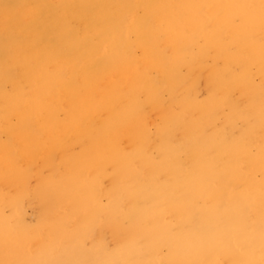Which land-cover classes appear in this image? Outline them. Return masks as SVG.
I'll return each mask as SVG.
<instances>
[{
    "label": "bare ground",
    "instance_id": "obj_1",
    "mask_svg": "<svg viewBox=\"0 0 264 264\" xmlns=\"http://www.w3.org/2000/svg\"><path fill=\"white\" fill-rule=\"evenodd\" d=\"M258 36L264 37V0H0V130L13 142L50 149L55 144L47 142L55 131L68 139L79 134L87 147L78 140L82 153L66 161L73 182L86 170L100 173L105 164L125 170L139 159L150 177L134 183L126 194L133 206L121 215L141 234L151 211L163 203L177 206L178 232L168 264H191L187 238L199 264H219V259L223 264H264V91H255L251 77L255 71L264 86V41ZM135 50L141 52L139 63L155 70L157 78L146 81L133 71ZM211 51L223 66L209 72L200 123L211 125L212 115L229 106L233 89L251 95L246 108L230 110L210 137L196 129L200 123H181L169 109L156 130L159 162L148 159L151 141L142 131L131 139L134 158L117 157L111 133L121 136L138 118V94L155 104L161 90L172 93L185 82L183 68L190 71ZM229 66H238V72ZM128 70L131 79L124 85L120 75ZM178 104L188 109L186 101ZM10 114L18 116L17 125L7 122ZM102 114L103 121L90 124ZM175 131L178 139H172ZM199 145L212 151L207 159ZM181 153L194 154L190 170L177 163ZM239 160L259 172L262 181L246 177ZM235 180L242 183L241 193L232 188ZM199 200L209 203L200 207ZM114 215L110 220L117 223ZM117 258L128 264L158 262L152 255L140 257L130 241Z\"/></svg>",
    "mask_w": 264,
    "mask_h": 264
},
{
    "label": "rangeland",
    "instance_id": "obj_2",
    "mask_svg": "<svg viewBox=\"0 0 264 264\" xmlns=\"http://www.w3.org/2000/svg\"><path fill=\"white\" fill-rule=\"evenodd\" d=\"M257 39L264 41L263 36ZM134 52L136 55H131L133 71L143 74L146 81L157 78L155 70L147 69L139 63L141 52ZM222 66L221 59H217L211 51L199 65L194 64L190 71L183 68L181 73L187 79L172 93L161 90L155 102L159 104L158 108L154 107L155 104H149L143 94H138L142 107L138 118L123 129L124 134L121 136L111 133L117 157L133 156L131 139L135 133L142 131L151 141L150 147L146 149L148 159L153 163L159 162L161 156L156 149L159 143L155 138L156 130L163 125L167 110H173L181 123L191 127H195L197 122L199 124L204 117L200 106L207 100L210 91L209 72ZM228 70L237 73L239 67L229 66ZM254 74L255 71H252V85L260 93L264 91V86ZM131 75L132 71L120 75L121 82L126 85ZM5 92L10 93L9 86L5 87ZM250 96L233 89L229 95V106L212 115L211 125L203 127L201 122L196 129L201 128L199 133L212 136L225 123L230 110L246 108ZM261 98L262 102L264 96ZM184 101L188 103V109L179 106L178 103ZM10 118L7 121L9 125L18 124L17 115L10 114ZM60 119H63L62 115ZM104 119L102 114L90 124L94 125ZM179 133L173 132L172 139H178ZM51 135L53 138L45 141H48V145L55 144L54 149L38 143L31 148L23 140L13 142L5 131L0 130V264H112L116 260L117 264H128L126 260L117 257L123 245L129 241L135 251L140 253V257L152 255L157 259V264H168L167 258L178 232L177 215L180 210L177 206L163 203L159 210L151 211L148 219L141 224V234L140 230L131 227L128 217L121 215V212L130 210L134 203L126 194L133 189L135 182H147L150 170L139 159L132 161L125 170H115L111 164H105L100 173L86 170L80 173L77 182H73L71 168L66 161L82 153L77 142H84V139L77 133L72 134L70 139L58 131ZM184 137H187L186 134ZM195 141L204 142L199 139ZM86 147L84 142L83 148ZM199 147L207 150L203 157L207 159L212 151L204 145ZM5 152H8L7 156ZM92 152L87 151L89 155ZM193 155L190 153V158L181 153L177 163L185 170H190L195 162ZM252 155L256 157L254 153ZM223 159L225 164L229 163L228 157ZM241 162L239 160L238 167L246 177L251 178V181H262L259 172L251 171L249 164ZM158 178L161 183L167 182L162 177ZM232 188L237 193L243 190L239 180L233 182ZM208 203L207 200H199L198 205L202 207ZM114 211V218L119 219L117 223L116 220H110ZM250 217L253 220L252 214ZM154 224L156 228L151 230ZM153 247L156 248L155 254L150 252L155 250ZM184 247L189 262L199 264L190 250L189 238L185 240ZM217 261L223 264L221 259Z\"/></svg>",
    "mask_w": 264,
    "mask_h": 264
}]
</instances>
